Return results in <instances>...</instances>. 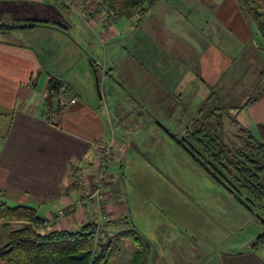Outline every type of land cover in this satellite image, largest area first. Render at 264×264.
I'll use <instances>...</instances> for the list:
<instances>
[{"label":"crops","instance_id":"obj_1","mask_svg":"<svg viewBox=\"0 0 264 264\" xmlns=\"http://www.w3.org/2000/svg\"><path fill=\"white\" fill-rule=\"evenodd\" d=\"M22 1L25 0H0V21L5 24L45 23L0 33V200L10 206L35 207L38 204L40 209L41 204H46L44 217H54L56 223L72 216L80 218L73 226L62 225V222L61 229L71 230L77 224L81 227L86 222H94L88 214L92 207L89 204L78 206L81 192L72 184V162L78 161V167L83 170L94 166L98 154L96 142L107 144L109 140L105 139V134L109 120L113 126L114 116L118 122L122 113L118 103L121 97L116 99L118 105L113 111L105 97L106 114L97 95L98 101L92 103L87 99H92V91L83 97L74 85L61 79L62 64L70 66L76 61V64L85 65L74 73L78 82L89 89L95 87L99 96L100 88L108 98L123 96L122 107L124 102H129L151 111L152 107L158 108L155 117L159 119L161 113L166 114L160 116V120L169 117L170 107L175 112L178 108L175 121L179 123L192 119L195 111H190V107H199L210 91L226 98L225 90H229L225 89L226 85L240 82L248 68L259 71L254 79V91L259 90L264 80V39L243 13L238 0H180L182 5L177 4V0H161L137 19L136 25L126 18L108 16L105 25L88 26L76 14L81 31L75 27L74 11L63 4V0L36 1L42 11L54 17H43L44 20L36 19V12L25 10L19 4ZM259 1L264 9V0ZM131 31L133 34L129 36ZM71 32L88 44L87 48L92 45V38L98 40L106 54L104 66L89 56L82 44L71 40ZM137 44H140L138 50ZM141 53L144 60L139 58ZM85 56H89V60L84 64L79 62L80 59L84 61ZM173 65L179 71L171 68ZM101 66L100 73L98 67ZM51 78L62 81L67 97L77 100L61 109L53 103L52 109L58 111V124L48 120L45 94ZM196 82L199 87L195 93L192 86H197ZM184 93H191L186 103L182 100ZM259 93L262 95L257 101L243 103V98L238 106L228 107L239 123L264 143V89ZM196 100L199 101L195 104ZM185 128L181 126L183 131H178L177 126L176 130L178 134H185ZM109 143H112V161L117 163L118 152L124 149H118L112 140ZM117 183L110 193L112 198L106 200V209L110 215L114 212L111 217H127L130 223L112 225L113 234L131 229L139 232L125 200L113 194ZM122 244L129 246L127 256L132 264L136 242L132 236L125 237L118 256ZM220 259V264H264V244L257 249L252 246L246 250L223 251L218 261ZM179 260L185 264V260L180 257ZM158 263L162 264L160 260Z\"/></svg>","mask_w":264,"mask_h":264},{"label":"rangeland","instance_id":"obj_2","mask_svg":"<svg viewBox=\"0 0 264 264\" xmlns=\"http://www.w3.org/2000/svg\"><path fill=\"white\" fill-rule=\"evenodd\" d=\"M36 1L25 0L19 4L25 7V10L36 12L34 16L37 17L36 19L44 20L43 17L46 19L47 17H53L48 11H42ZM179 1L177 0V4H180ZM172 2L175 4L176 1ZM63 4H67L74 11L72 12L74 14L72 18L75 27L79 31H81L82 27L77 24L79 18L76 14H79L80 19L85 21L88 26L93 24H98V26L99 24L105 25V20L111 17L103 4V0H92L90 3L89 0H63ZM174 6L179 7L176 4ZM50 10L55 11L54 9ZM131 23L136 25L137 19L132 20ZM8 25H13V23ZM60 27L62 29L65 28L62 25ZM3 33H6V31L1 34ZM85 34L87 33L85 32ZM128 34L131 36L133 31ZM87 36L90 35L87 34ZM70 38L72 41L82 44L84 50L88 51V55L104 66L106 54L98 40L95 41L91 36L92 39L91 41L89 39V41L93 46L90 45L87 48L88 44L81 41L75 33L71 32ZM139 47L140 44H137L136 49L138 50ZM130 52L132 53L131 50ZM89 56H85L84 61L80 59L79 62L86 63L89 60L88 58H90ZM139 58L144 60L143 53L139 54ZM84 66L79 63L76 64V61L70 66L62 64L61 79L68 84L74 85V89L83 97L89 91H92V99H87L93 103L97 100V95L99 102L103 105L105 114V97L112 111L115 110L119 103V107L122 110L121 118L117 122L114 116L115 124L113 126L109 120L105 139L109 140L107 144L112 140L113 143L117 144L118 149L123 147L122 149L124 150L121 153L118 152L117 163L112 161V150L107 153L109 159L107 160V176L109 180L111 179L110 175L113 176L112 188L110 189L111 183L108 181L106 194L107 198H112L111 194L114 184L118 181L113 194L125 200L126 206L130 209V218L133 221V225L142 236L151 242V258L148 264H159V260L162 264H183L179 257L185 260V264H220L221 259L220 261L218 260L221 252H232L234 249L246 250L256 246L259 237L264 233V203L262 206H252L247 202L246 193L241 192V195L233 193L211 177L203 166L196 161L191 152L179 142V140L184 138L185 134L183 132V134H178L176 127H179L178 131H183V129L180 130L181 126L185 128L189 121L182 120L185 125L175 121V118H177L175 117L176 114H179L178 108L175 112L173 107H170L169 117H163L160 120V116H166V114L161 113L159 119L155 117V112H159L158 108L155 110L152 107L153 111H151L148 107L137 103L135 106L129 102H124V107H122L121 99H125L123 96L113 95V98H108V94H104L102 88L99 89L100 98L94 84V89H89L81 81L78 82L79 80L74 73L79 70V67L84 68ZM55 67L57 69V66ZM68 67L71 68L68 69ZM172 67L175 66L173 65ZM180 67L181 64L179 63L178 68ZM101 68L102 66L98 67L100 73ZM178 68L176 70L179 71ZM258 73V69L248 68L242 74L243 77H241L240 82L238 81L229 87L226 85L225 89H229L225 90L227 92L224 93L226 97L224 101L227 107L238 106L242 103L243 98V103H247L258 95L259 90L264 89L263 80L259 90L254 91V79ZM100 75L104 78L102 74ZM109 80L111 82V78ZM199 82L195 84L197 85ZM111 84H115L119 89L117 83L112 81ZM198 87V85H193L192 91L196 93ZM251 87L252 90H250ZM188 94H183L182 100L184 103L190 99V96H187ZM116 99H120L118 103ZM176 100L180 102L179 99ZM198 101L196 100L194 103L196 104ZM190 108V111L194 110L196 112L198 107ZM228 109L230 112L231 108L228 107ZM163 110H166V107H163ZM230 114L233 116L232 113ZM232 116L230 118L226 116L228 138L230 140H234V136L239 131V125L232 122ZM240 125L242 126V124ZM96 145L100 155L105 150L104 145L98 141ZM97 157L99 159V156ZM112 162L113 165H111ZM72 164L79 165L78 161H73ZM88 181L89 186L95 183L94 178H90ZM72 184L75 186L74 183ZM85 204H89L92 207L88 214H90V219L93 218L98 225V239H101V236L107 237L109 231L115 233V230L111 229L112 225L128 224L127 217L121 219L111 217L114 212L110 215L109 210L106 209L107 203H101V200H98L95 196L90 197L86 201L78 200L79 207ZM41 205L39 213L45 216L47 213L43 208L46 204ZM36 207H38V204ZM60 208H62L61 205ZM72 217L62 219L58 223H56L54 217L49 219L46 217V230L61 229L62 225L70 224L73 226L79 222L80 218ZM62 222L64 223L62 224ZM13 225L20 227L23 224L13 223ZM80 225L77 224L75 228L71 227L70 229H80ZM1 230L2 223L0 224V232ZM121 249L120 255L110 264L130 263L127 256L129 246H123L122 244Z\"/></svg>","mask_w":264,"mask_h":264},{"label":"trees","instance_id":"obj_3","mask_svg":"<svg viewBox=\"0 0 264 264\" xmlns=\"http://www.w3.org/2000/svg\"><path fill=\"white\" fill-rule=\"evenodd\" d=\"M161 0H103L110 16L135 20L142 18ZM167 1V0H166ZM243 13L256 26L264 39V9L259 0H238ZM40 21L8 25L0 22V33L12 29L35 27ZM65 84L55 78L49 80L48 90L57 92ZM258 94L248 103L257 101ZM226 116H232L224 98L211 91L197 108L185 128L181 142L203 166L207 173L233 193L247 194L252 206L264 203V143L235 116L232 122L239 131L230 140ZM34 206H10L0 200V264H110L120 252L121 241L132 236L137 250L132 264H148L151 242L135 230H124L113 237L98 239L95 222L83 224L80 229L46 230V218ZM13 223H22L16 227ZM114 223V222H112ZM111 223V224H112ZM130 223V222H128ZM109 225V224H108ZM264 244V233L256 249Z\"/></svg>","mask_w":264,"mask_h":264},{"label":"built area","instance_id":"obj_4","mask_svg":"<svg viewBox=\"0 0 264 264\" xmlns=\"http://www.w3.org/2000/svg\"><path fill=\"white\" fill-rule=\"evenodd\" d=\"M45 99L47 100V104L49 107L48 111V120L51 121L53 124H58V111H54L52 109L53 103L55 102L58 108H64L66 106L72 105L76 103L75 97H67L66 95V88L63 87L57 92H53L47 90L45 94ZM101 144V143H100ZM104 145L103 153H100L99 150L96 161L94 162V166L89 169H80L78 165H72V176H73V183L75 186L79 187L81 192L80 201H86L90 197L95 196L98 200L106 203L107 194H106V187L109 181L108 175V154L112 148V143L109 144H102ZM94 178L95 183L92 186H89L88 179ZM101 219V218H100ZM108 237H113L115 234L113 232H108Z\"/></svg>","mask_w":264,"mask_h":264}]
</instances>
